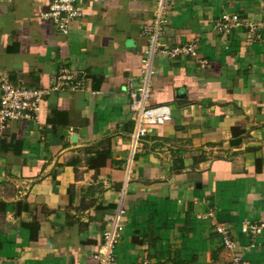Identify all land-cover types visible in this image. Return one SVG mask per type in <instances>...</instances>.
I'll use <instances>...</instances> for the list:
<instances>
[{
	"label": "crops",
	"instance_id": "crops-1",
	"mask_svg": "<svg viewBox=\"0 0 264 264\" xmlns=\"http://www.w3.org/2000/svg\"><path fill=\"white\" fill-rule=\"evenodd\" d=\"M50 2L0 0V78H88L0 133V264H97L120 208V262L231 264L239 253L264 264V247L241 231L264 221V39L249 27L264 22V1L167 0L154 54L160 0H82L67 33L43 19ZM224 12L241 16L228 34L213 26ZM190 42L196 57L158 51ZM146 79L148 103L170 104L172 118L135 141L126 87ZM25 223H39L37 238Z\"/></svg>",
	"mask_w": 264,
	"mask_h": 264
},
{
	"label": "built area",
	"instance_id": "built-area-1",
	"mask_svg": "<svg viewBox=\"0 0 264 264\" xmlns=\"http://www.w3.org/2000/svg\"><path fill=\"white\" fill-rule=\"evenodd\" d=\"M82 0H51L49 9L42 13L43 19L49 20L54 28L62 33H67L70 23L80 16L78 4ZM264 1V0H263ZM167 0H160V9L153 24L152 30L153 41L151 53L156 50V37L160 32V23L162 13ZM214 29L228 34L233 27L241 24V16L238 12H224L218 19L213 22ZM251 32L258 34V38L264 39V31L259 32L264 27V22H249ZM148 30V31H149ZM170 59L177 57L197 56V43L190 42L188 44H177L171 48H162L158 50ZM150 52V50H149ZM206 59L199 61L200 67H205ZM147 67V76L151 62L145 63ZM87 75L82 71L72 72L69 69L55 75L52 78L51 84L48 87H29L16 84L8 76L0 78V133L6 127L9 120H35L38 118L41 106L45 98L53 91L65 89H83L84 82L87 80ZM131 96L130 108L136 113V132L134 139L137 141L139 137L146 135L150 131V127L158 124H166L172 118V108L170 104H154L148 103L149 99V81L145 80L141 85L132 87L130 84L126 87ZM122 209L111 216L112 226L105 228L102 232L103 242L98 248L95 258L97 264H127L116 259L115 248L121 237L124 225L119 220ZM213 215L212 211L204 215H199L200 218H209ZM220 234L223 244L226 248H233L236 245V240L233 238L231 230L224 224L219 223L215 227ZM241 231L249 234L253 240L252 245L264 247V240H260L264 236V221H256L253 223H244L241 226ZM258 239V240H257ZM263 239V238H262ZM242 257L238 254H233L231 264H242ZM139 264H149L147 260Z\"/></svg>",
	"mask_w": 264,
	"mask_h": 264
},
{
	"label": "trees",
	"instance_id": "trees-1",
	"mask_svg": "<svg viewBox=\"0 0 264 264\" xmlns=\"http://www.w3.org/2000/svg\"><path fill=\"white\" fill-rule=\"evenodd\" d=\"M31 231V237L32 238H37L38 231H39V223H25Z\"/></svg>",
	"mask_w": 264,
	"mask_h": 264
}]
</instances>
